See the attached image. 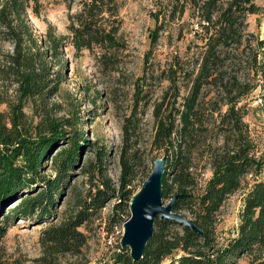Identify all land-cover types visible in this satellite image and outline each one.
<instances>
[{"label": "trees", "instance_id": "16d2710c", "mask_svg": "<svg viewBox=\"0 0 264 264\" xmlns=\"http://www.w3.org/2000/svg\"><path fill=\"white\" fill-rule=\"evenodd\" d=\"M174 1L172 15L189 11L202 31V47L190 59L173 57L160 71L156 79L167 82V86L157 100L152 99L153 89L147 87L153 73L144 64L143 75L134 84L132 104L122 120L118 185L105 176L107 152L101 149L97 153L96 185L78 201L74 214L43 230L41 255L29 264H58L61 256L79 255L87 242L79 228L112 200L116 203L111 229L120 222L136 193L132 182L140 160L138 138L149 107L153 118L150 146L167 159L162 199L175 197L173 212L183 215L201 233L173 220L157 218L141 260L133 261L130 250L118 246L110 264H236L243 257L249 264H264V178H256L262 165L255 156L244 120L246 112L240 105L257 89L264 100V39L247 31L248 16L264 14V7L254 0ZM64 2L71 11L74 0ZM119 2L81 0L79 9L68 17L67 35L56 36L49 27L37 37L26 14L30 10L38 17L40 0H0V26L13 44L12 52L6 56L5 70L13 77L19 93L9 125L0 122V214L7 203L19 200L2 217L0 244L8 224L17 216L30 218L36 214L41 220L52 216L57 196L80 152L89 144L83 135L67 139V148L54 158L56 176L40 177L39 170L50 149L65 140L63 126L71 123L52 119L43 108L44 118L32 137L21 123L22 101L38 100L44 107L45 99L57 92L58 73L53 71L50 60L60 56L66 42L76 54L88 51L105 70L115 69L119 53L125 49L119 36ZM159 30L156 27L152 32L150 48L156 44ZM206 170L211 176L202 187ZM248 176H254L253 182L244 185ZM40 182L44 183L43 190L32 195L36 187L33 185ZM242 188L245 192L235 237L218 247L217 215ZM22 191L27 192L25 197L17 198Z\"/></svg>", "mask_w": 264, "mask_h": 264}, {"label": "rangeland", "instance_id": "374dc122", "mask_svg": "<svg viewBox=\"0 0 264 264\" xmlns=\"http://www.w3.org/2000/svg\"><path fill=\"white\" fill-rule=\"evenodd\" d=\"M81 0H74L71 11H68L64 0H40L41 9L38 17L27 11L26 18L34 34L39 37L52 28L56 36L68 34V17L79 9ZM182 1V0H180ZM256 5L264 7V0H254ZM119 17L121 28L119 36L125 43V49L119 53L120 62L114 70H105L88 51L76 54L66 42L61 48L60 56L50 60L54 72L58 73L57 92L51 94L44 101V107L38 100L22 101L21 123L34 136L35 127L44 118L46 108L49 116L57 121H70L65 124V140L50 149L46 160L39 170V176L54 178L56 176L55 155L67 148V142L77 135H83V140L89 144L82 149L77 163L70 171L67 183L57 196L52 216L48 219H37L36 214L30 218L17 216L8 224L7 233L0 244V264H29L41 255L40 237L45 228L51 224H58L76 211L78 201L96 185L97 153L104 149L107 152L104 173L115 185H118L121 175L120 154L122 149L121 125L123 116L128 114L132 104L134 84L143 75L144 64L152 72V79L147 80V87L153 89V100L159 99L167 82H159L156 77L166 67L173 57L186 60L193 53L199 52L204 40L202 31L196 21L190 18L189 11L183 15L176 12L172 15L174 0H120ZM63 7L64 15H56L50 19L52 13H60ZM46 26L43 30L34 22ZM66 17V21H65ZM247 31L257 38L264 39V14L250 15L247 18ZM156 27H160L156 44L150 48V37ZM6 30L0 26V122L10 123L12 109L19 103L17 84L13 77L7 74L6 56L12 52L13 44L7 39ZM5 44L12 47L5 48ZM56 80V81H57ZM260 89L245 97L240 105L246 112L244 118L250 136L254 143V153L261 161L262 168L257 179L264 178V100ZM69 125V126H68ZM153 133V118L149 107L143 117L138 138L137 149L140 160L136 168V176L132 182L136 193L142 187L143 180L153 169V162L163 158V152L151 148ZM79 139V141H82ZM82 143V142H81ZM84 144H82L83 146ZM211 176L209 170L204 172L200 185ZM254 176H248L245 183L252 184ZM32 195L43 190L44 183L33 185ZM242 188L231 196L221 207L217 215L216 242L218 247L224 246L235 237L239 224V213L242 207ZM25 191L19 197H25ZM135 193V194H136ZM19 200L3 207L2 217ZM169 201L163 200L166 205ZM115 200L110 201L89 222L79 228L87 237L86 245L79 255L61 256L58 264H110L113 255L120 246L123 235V223L128 211H125L120 222L111 229L110 220ZM108 237H110L108 244ZM236 264H249L247 258L237 260Z\"/></svg>", "mask_w": 264, "mask_h": 264}, {"label": "water", "instance_id": "95a60500", "mask_svg": "<svg viewBox=\"0 0 264 264\" xmlns=\"http://www.w3.org/2000/svg\"><path fill=\"white\" fill-rule=\"evenodd\" d=\"M166 156L153 162V169L143 182L138 193L134 194L129 206V217L123 223L121 248L130 250V257L137 262L142 259L146 243L154 232V222L173 220L180 225L201 233L187 218L173 212L175 197L164 205L162 199V179L166 167Z\"/></svg>", "mask_w": 264, "mask_h": 264}, {"label": "clouds", "instance_id": "9594fccd", "mask_svg": "<svg viewBox=\"0 0 264 264\" xmlns=\"http://www.w3.org/2000/svg\"><path fill=\"white\" fill-rule=\"evenodd\" d=\"M58 14L61 15V16L64 15L63 7H62V10H61L60 13H52V14L50 15V19L54 18V17H55L56 15H58ZM33 20H34L35 23H37V25H38L39 27H41V30H43L44 27H46V26L40 25L39 21H36V20H35V17H33ZM65 21H66V17H65ZM11 47H12V45H10V44H5V48H9V49H10Z\"/></svg>", "mask_w": 264, "mask_h": 264}, {"label": "built area", "instance_id": "2783aa9c", "mask_svg": "<svg viewBox=\"0 0 264 264\" xmlns=\"http://www.w3.org/2000/svg\"><path fill=\"white\" fill-rule=\"evenodd\" d=\"M110 237H108V244H110L111 242L109 241Z\"/></svg>", "mask_w": 264, "mask_h": 264}]
</instances>
